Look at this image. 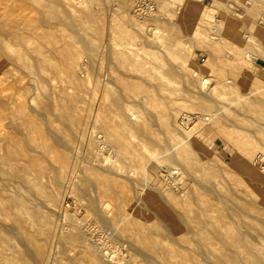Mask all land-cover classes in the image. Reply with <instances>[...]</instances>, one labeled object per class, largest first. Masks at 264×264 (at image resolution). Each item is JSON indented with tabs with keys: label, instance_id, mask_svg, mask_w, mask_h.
<instances>
[{
	"label": "rangeland",
	"instance_id": "1",
	"mask_svg": "<svg viewBox=\"0 0 264 264\" xmlns=\"http://www.w3.org/2000/svg\"><path fill=\"white\" fill-rule=\"evenodd\" d=\"M39 1L38 6L33 0H21L10 18L19 20L21 16L17 9L23 5L28 9L23 17L27 18L28 24L38 26L39 33L52 27L55 29L53 25L48 26L44 18V6L48 0ZM55 1L60 3V10L72 18L64 19L59 25L62 29L58 26L70 53L67 58L59 57V63L64 67L71 58L77 59L80 73L77 77L85 86L81 90L75 88L66 75L65 81L53 80L51 85L59 86L67 98L80 94L76 111L86 119V125L73 127L72 137L64 134L58 122L51 126L48 137L51 135L49 142L56 154H45L37 147V141L28 143L24 135L19 136L21 151L25 154L21 164L29 165L28 158L32 155L42 161L47 172L41 175L38 189L33 188L38 172L36 165L30 167L28 179L24 178L27 181L22 184L18 179L24 174L19 178L13 176L17 181L10 180L8 175H0V195H19L28 208L20 212L11 210L0 217L4 225L2 229L11 237L15 248L11 249V245L8 252L17 257V262L58 264L61 260H68L69 264H102L105 257L109 264H143L142 253L147 249L140 239L148 229L142 225L140 214L162 226L160 232L165 236H154L156 241L174 239L173 200H184L187 194L189 201L193 197H205V201L218 203V208L210 213L219 220V225L226 224L229 232L246 230L253 224L261 227L264 223V194L257 190L264 185V0H154L156 11L149 16L135 11L136 0H130L131 10H124L121 0ZM2 14L0 10V17ZM70 32H74L73 37ZM36 42L44 44L43 39L36 38ZM22 75L16 72L6 82L7 77L3 76L0 85L5 87L12 78ZM30 82L35 83L25 78L23 85ZM128 83L135 87V92L127 91ZM118 88L127 100V114L133 119L130 122L143 127L149 135L151 132L157 134L156 141L163 147L170 140H182V146L185 142H195L197 153L189 167L172 163L168 158L162 161L171 150L155 157L148 148L144 149L145 152L141 150L140 159L122 157L116 139L98 132L99 117L104 115L98 109L102 92L117 91ZM200 92H204L210 104L204 110L197 106ZM9 93L15 94L21 102H29L30 108L35 106L31 113L51 125L52 117L48 114L43 118L40 114L43 113L38 104L41 93L32 98L29 94H20L17 89ZM91 93L95 97L93 101ZM2 98L0 133L15 135L16 130L10 123L11 105L2 106ZM246 101L253 105L244 113L239 106ZM106 102L109 103L110 99ZM166 111L174 113L173 122L179 132L175 137L167 130ZM240 111L244 113L241 117L250 120L248 127L260 140L248 155L213 126V122L220 120L227 128H233L235 120L228 113ZM212 112L217 114L214 120L204 125L196 118ZM108 114L112 125L122 123L123 116L119 111L112 108ZM170 127L174 128L172 124ZM132 140L141 142L134 136ZM5 141L0 144L14 147L15 141L9 142L10 138ZM64 153L68 154L72 166L65 171L61 157ZM95 165L126 178L119 177L120 181L131 179L135 184L134 194L123 208L118 199L109 197L110 193H106L98 180L87 178V168ZM138 167L144 168L145 174ZM9 170L12 172L13 168ZM59 171L62 173L57 176ZM222 215L226 217L223 221L219 219ZM249 215H256L259 219L249 222ZM126 228L135 236L130 237ZM189 236L192 238L191 234ZM258 241L257 245L264 253V236ZM201 254L195 248L187 251L196 264L219 263L220 252L216 246L212 253L205 251V259Z\"/></svg>",
	"mask_w": 264,
	"mask_h": 264
},
{
	"label": "bare ground",
	"instance_id": "2",
	"mask_svg": "<svg viewBox=\"0 0 264 264\" xmlns=\"http://www.w3.org/2000/svg\"><path fill=\"white\" fill-rule=\"evenodd\" d=\"M20 1L21 0H0V10L3 13L2 17H0V82H2L1 78H3V76L7 77L4 80L6 82L16 72H21L23 74L22 77L16 79L12 78L10 84L5 87L0 85V96H1L0 98H2V95L4 94L3 95L4 99L2 98L3 101L1 102V105L2 106H7L8 104L11 105L10 108L12 111H10L11 112L10 123L11 126L16 130L15 135L12 133L7 135H3L2 133H0V141L4 142L6 139L9 138H10L9 142H11V140L15 141V143L13 142L14 143L13 148L6 145L3 146L2 144H0V175L1 174L8 175V178L10 177V180L13 179L17 181L16 180L17 178L15 179L14 177L19 178L21 174H24L21 175L20 180L18 179V182L22 184V182L27 181L24 180V178L28 179L27 177L30 174L29 172L30 167L36 165L38 172L36 170L37 175L35 177L36 181L35 184L33 185V188L38 189L41 187L40 177L41 175H43V172L46 171V168L44 167L41 160H39L38 158L32 155L29 156L28 158L30 160L29 165L25 166L21 164L22 163L21 160L23 159L25 154L21 151V143H20L21 140L19 139V136L24 135L27 138L28 143L37 141L38 142L37 147L40 150H42L45 154H51V153L56 154L57 151H55L53 144L49 142V137L51 135L48 137V130L50 129V127L54 126V124L58 122L61 125L60 128L62 129L64 134H67L70 137H72L74 135L73 127L85 126L86 119L80 117L76 111V104L81 99L80 94L76 96H71L68 94L69 98H67L66 94H64L60 90L59 86L51 85V81L54 80L58 83L63 82L65 81L64 75H66L68 80L74 84V87L78 88L79 90H81L85 86V83L83 81H80L79 78L77 77L79 73L77 70L78 69L77 67L79 66L77 59L71 58L69 63L66 64L64 67L61 66L62 64L59 63V57L70 54L68 43L66 45H64L65 43H63L64 34L62 36L60 35L61 32L60 33L58 32V30L60 29L59 27H61L59 25L63 23L66 17H68L69 19L72 18H70L69 15L66 14L67 12L65 13V11L63 12L62 10H60L59 2L55 0H48V3L45 4L44 6V18H46L45 20L48 22L49 24L48 26L51 27L53 25L56 28L53 29L52 27V29L50 28L45 32L39 33L40 28L38 26H32L28 24L27 18L23 17V15H25L23 13L26 10H28L27 7L22 5L19 7V9H17L20 12V16H21L19 17L20 18L19 20L18 19L13 20L12 18H10L9 15L15 14L16 12L15 6ZM33 1L36 5L38 6L40 5L39 0H33ZM121 3L124 10L125 8L131 10L132 3L130 2V0H121ZM62 28L63 27H61V29ZM73 33L71 35L72 37L74 35ZM68 36L70 37V35ZM88 37H90V35ZM262 37L264 38V34H262ZM36 38L43 39L44 44L37 43ZM66 42H68V38ZM79 42L82 43L83 39L81 41L79 40ZM119 53L121 54L122 50ZM118 54H116V57ZM124 60L125 59H123V61ZM193 72H195V70ZM198 72L199 71H197V75H199ZM25 78L27 80L29 78L35 83L31 84L30 82V84L25 83L26 85H23V81L25 80ZM128 84L129 85H127V91L135 92L136 90L135 87L133 85H130V83ZM48 87L51 88L49 92L46 93L45 91L46 94L44 95L43 91L46 90ZM15 89H17L20 94L24 93L25 96L29 94L31 98L33 97V95L35 97H38L41 93L42 98L40 97L38 104L40 109L43 111V113L40 114L43 115V118H45L46 115L49 114L52 117L51 125L45 123V121H42L39 116L38 118L36 115H34V113H31V108L34 112L35 106L30 108L29 102L26 101L21 102L19 97L15 98L16 97L15 94L13 95L9 93ZM118 89L119 90L117 91L106 90L102 92V97H101L102 101L98 109L100 113L103 112L104 115L99 117V120L101 119L100 120L101 124L100 126H98V132L102 134H106L108 138L116 139V142L119 143L120 145L119 146L120 148L118 147L119 148L118 153L122 157L127 156V157H132L133 159H138L141 150L144 151V149H148V148L151 150L152 154L155 157H157L158 154L165 153L168 150H171V153L169 152L170 155L167 156L162 161H166V159L168 158V160L172 163L184 164L185 166L189 167L192 164L194 154L197 153L195 152V142L193 141H190L189 143L185 142V145L182 146L181 144L184 141L182 142V140H180L178 142H174L170 140L168 141L167 145L163 147L161 143H158L156 141L159 137L157 134L151 132L149 135L147 134L148 133L147 130L145 131L143 127L132 124L130 122L133 119L131 116H129V114H127L128 107L125 103L127 100L125 99V97H123L125 96L124 94L122 96L120 88ZM198 90L200 91V88ZM201 94H199L201 97L199 98V102L197 103V106L201 110H204L205 108H208L210 104L206 100V95H204V92L202 95ZM57 95L59 96V98ZM92 95L93 94L91 93L90 94L91 101H93L95 98ZM108 99H110L109 103L106 102ZM252 105H253L252 102L246 101L239 106L240 107L239 109L243 110L244 113H247L248 112L247 109L251 108ZM112 108L119 111L123 116V121L119 125L118 124L112 125L110 123L112 119L108 113ZM241 112L242 111L237 113L241 114ZM237 113L236 112L228 113V115L232 116L235 120L234 121L235 125L233 126V128H227L225 126L224 121L220 122V120H216L215 122H213V126L214 129H217L219 133H221L223 136H225L227 139L233 142V144H235L237 147H239L240 150L245 155H248L253 151L256 142L260 140L259 138L257 140V136L255 135V132L248 127L249 124H251L250 120L248 118L241 117L244 115V113H242L241 115H237ZM216 115H217L216 113L212 112V114L206 113L204 115H199L196 118L200 123H202V125H204L205 123L213 121ZM164 118H166V121L168 122L167 123L168 132L172 135V137H175L176 134H178L179 132L176 131L177 129H175V124L173 122L174 120L173 111H166ZM190 119H192V117ZM169 123L172 124L174 128H171ZM217 125L219 126L218 128L216 127ZM136 133H139V135L137 136ZM133 136L139 138L141 142H133L132 140ZM101 144H103V142ZM1 151H3L2 154ZM61 157L63 162L62 163L63 170L64 171L67 169L69 170V168H71L72 166L70 165V161H69L70 159L68 154L64 153ZM77 166H79V164ZM9 168H13V171L10 172ZM138 168H140V170L143 171V173L145 174L144 168L143 170L141 169V167ZM59 170H61V166ZM71 171H73V169L70 170V172ZM56 173L57 176H60L62 172L59 171ZM87 174H88L87 178L92 177L98 180L100 186L105 189L106 193L108 194L110 193L109 197L112 196L118 199L121 208H123L125 203L130 199L132 193L134 194L135 184L133 183V181H131V179L125 182L120 181L118 178L122 176L116 174L113 170L111 171L104 170V168H99L98 166L89 167L87 168ZM25 186H27V183ZM263 190H264V185L263 188L261 190H257V192L261 193L262 191V194H264ZM188 196L189 195L187 194V197L184 200H179V199L177 200L175 198L173 200L174 210H173L172 219L174 221V226H173L174 239H164V240L156 241V238L154 236L156 235L165 236L164 232H160L162 226L160 225V223L158 224L153 219L147 218L143 214H140V220L142 222V225L148 229V233L141 235L142 238L140 239V241L143 244H145L147 249L146 253L141 251L143 252L142 253L143 256L141 255L144 259L143 264H196L193 262L192 257L187 255L188 250L192 248L198 249L205 256V251L212 253L215 249V246L220 252V254L217 257V260L219 262L218 264H264V256H263L264 253L262 251V248H260L257 245V242L259 243L258 239L264 236V223H262L261 227H257L258 225L256 226L255 224H253L250 227H248L246 230H241L239 232H229L226 230L225 227L226 224L219 225L218 224L219 220L217 221V219H215L210 213L211 210L218 208V203H215L213 201H205V197H198V199H194L193 197L192 201H189ZM55 200L56 197L54 196L53 201ZM138 200L139 199H137V202H139ZM187 201L190 202V204H187ZM23 209L28 210L27 204L22 198L19 197V195H15V196L0 195V217L6 214V212H11V210L20 212ZM225 218L226 217L222 215L219 219L223 221ZM247 219L249 220V222H251L253 221V219L257 220L259 218L256 215H249L247 216ZM3 226L4 225L1 224L0 221V264H21L19 261H18L19 263L17 262L16 260L17 257L14 254L8 252V250L12 247L11 245L13 244H11V241L9 239L10 236L8 237V235L4 233L5 231L2 229ZM126 232L129 234L130 237L135 236L134 232L133 231L131 232L130 230H128V228H126ZM190 234L193 239L190 238L189 236ZM88 244L87 247H91L90 246L91 244L90 245ZM11 249H15L14 245L13 248ZM95 254L94 257L97 258ZM153 254H155L156 256H154ZM202 254L201 256H203ZM24 256L26 255L24 254ZM110 256H112V254ZM110 256H108L109 259L111 258ZM66 257L68 258L70 256H66ZM205 258L206 256L204 257V259ZM102 259H103L102 264L110 263L108 259L105 260V257ZM67 261L61 260L59 261L58 264H69Z\"/></svg>",
	"mask_w": 264,
	"mask_h": 264
},
{
	"label": "built area",
	"instance_id": "3",
	"mask_svg": "<svg viewBox=\"0 0 264 264\" xmlns=\"http://www.w3.org/2000/svg\"><path fill=\"white\" fill-rule=\"evenodd\" d=\"M135 11L142 16L154 14L156 11L154 0H136ZM262 21L264 22V12L262 15Z\"/></svg>",
	"mask_w": 264,
	"mask_h": 264
}]
</instances>
